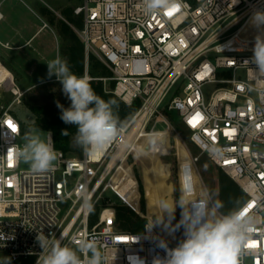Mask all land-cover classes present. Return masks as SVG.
I'll return each instance as SVG.
<instances>
[{"label": "built area", "instance_id": "2783aa9c", "mask_svg": "<svg viewBox=\"0 0 264 264\" xmlns=\"http://www.w3.org/2000/svg\"><path fill=\"white\" fill-rule=\"evenodd\" d=\"M170 10L146 14L144 0H82L72 9L82 22L76 33L86 66L95 55L111 72L96 79L104 86L113 81L109 91L126 105L138 102L102 153L66 156L47 132L57 155L53 167L45 173L20 170L15 157L16 146L23 144L20 122L9 108L0 114V236L5 237L0 250L11 260L34 257L36 264L40 231L57 238L63 233V243L73 248L95 236L106 264H152L165 256L158 238L176 247V234L149 232L148 224L140 232L119 229L114 202L104 195L111 187L119 196L112 181L139 140L154 131H146L149 122H168L169 111L176 110L174 120L190 131L200 152L246 193L237 208L252 204L247 215L254 230L241 247L239 264H264V98L250 67L242 64L253 55L258 34L250 17L264 10V0H181L168 15ZM189 158L193 167L198 155ZM63 200L71 203L60 216Z\"/></svg>", "mask_w": 264, "mask_h": 264}, {"label": "clouds", "instance_id": "9594fccd", "mask_svg": "<svg viewBox=\"0 0 264 264\" xmlns=\"http://www.w3.org/2000/svg\"><path fill=\"white\" fill-rule=\"evenodd\" d=\"M181 6V0H144L146 14L167 11ZM249 23L258 30L255 36L253 55L243 61L254 74L256 90L264 98V10L255 11ZM47 77L53 76L61 83L63 94L70 100L65 108L58 101L60 119L77 128L74 142L89 157L102 153L119 136L123 125L114 113L115 99L105 101L97 96L87 76L78 77L71 72L66 60L56 57L47 63ZM42 132L30 127L23 135V145L15 148L17 161L27 163L32 171L45 173L53 167L57 155L53 147L42 138ZM67 136L68 131L63 130ZM221 201L211 207L206 200L186 201L182 197L175 205L161 202L162 215L152 221L147 231L163 224L170 233L184 228V239L174 248L168 246L165 239L158 238L157 247L163 249L164 257H155L152 264H239L238 256L248 234L254 230V219L247 215L248 205L233 209L227 214L221 213ZM182 209L181 219L172 226L176 208ZM247 209V211H245ZM165 214L168 220L165 222ZM14 238V237H12ZM0 239L5 237L0 236ZM36 241L42 249L36 264H106L107 257L99 247L95 236L73 248L64 244V234L57 238L37 232ZM83 256V259H82ZM0 264H11L10 257L0 259ZM142 264V262H141Z\"/></svg>", "mask_w": 264, "mask_h": 264}, {"label": "rangeland", "instance_id": "374dc122", "mask_svg": "<svg viewBox=\"0 0 264 264\" xmlns=\"http://www.w3.org/2000/svg\"><path fill=\"white\" fill-rule=\"evenodd\" d=\"M32 1L42 10H51L52 17L58 25H61L62 22L66 23L77 35L76 29L81 27L79 26L80 16L74 14L72 9L75 5L80 4L82 0ZM67 42L71 43V41L62 37L59 54L61 59L69 63L68 57L64 53ZM90 68L91 62L88 60L87 66L84 63L83 72L75 75L82 77L86 72L88 76L92 77L89 73ZM98 77L107 76H95L94 78ZM10 80L11 73L0 63V114L6 108H9V112L24 124V133L30 127H35L33 123L37 119L35 112L37 110L34 111L31 108L46 106L51 112H59L57 101L65 108L70 106V100L63 94L62 85L55 76L44 83L21 84L13 75L12 83H10ZM109 82L106 81V86L109 85ZM170 95L171 93L167 95L165 102L168 101ZM39 115L42 116L43 114L39 113ZM169 116L175 119L178 112L176 110L169 111ZM38 129L43 131L42 138L47 142L48 131L44 128ZM149 130L154 131L151 135L147 137L144 135L139 140V146H134L135 150L129 155L131 160H126L123 165L124 173L122 174L123 171L119 170L112 181L111 185L125 202L111 187L106 188L105 198H110L113 202L124 203L131 207L144 220L145 224L149 225L162 215L161 202L163 201L175 205L183 197L186 201L206 200L209 207H211L214 204V196H216L218 190V176L231 177L225 171L218 169L205 153L200 152L191 140L190 131L177 120L166 122L154 118L146 128V131ZM24 133L20 136V141L23 143ZM75 135L71 138L69 149L65 153L66 156L79 157L83 152V149L74 142ZM194 155H198V161L196 164L192 163L193 170L192 165L189 163V157ZM129 166L135 179L138 175L141 182L142 189L139 190L137 186V196L134 195L135 188L130 178ZM29 168L30 166L27 163L19 161L20 170ZM121 174L122 177H120ZM70 203V200L59 202L60 216L67 211ZM181 212L182 209L177 207L175 217L171 222L172 226L176 225L181 219ZM96 216L97 211H94L91 222L95 221ZM164 219L167 222V214H165ZM154 228L167 237L176 234L177 243L184 239V228L182 226L171 233L164 228L163 224L154 226ZM3 257H9V255L6 251L0 250V259ZM33 261L34 257H29L16 261L11 260V264H32Z\"/></svg>", "mask_w": 264, "mask_h": 264}, {"label": "trees", "instance_id": "16d2710c", "mask_svg": "<svg viewBox=\"0 0 264 264\" xmlns=\"http://www.w3.org/2000/svg\"><path fill=\"white\" fill-rule=\"evenodd\" d=\"M79 24V26H81V19ZM60 33L62 37L71 41V43L67 42V45L65 47L66 49L64 52L65 55L68 57V66L71 72H73L74 74L82 73L84 66V54L82 45L77 39V35L64 22L61 23ZM88 59L91 62V68L89 70V73L92 77L111 75V72L95 55L90 54ZM90 84L97 96L101 97L105 101H108L110 99H115L117 101V106L114 107V113L118 116L119 122H124L131 117L134 109L138 105V102L136 101L131 106L126 105L115 94L110 92L109 90L114 84L113 81H110L108 86H104L101 80L93 78L90 79ZM31 110H37L35 111L37 114V119L34 121L33 126L38 128H44L48 132H51L54 147L56 149L62 150L65 154L69 149L72 136L75 135L77 132L76 126L65 124L60 119L61 111L51 112L50 109H48L46 106H36L31 108ZM39 113H42L43 115L40 116ZM170 120L174 121V118L171 116ZM20 125L21 134H23L25 127L22 122H20ZM63 130L68 131L67 136L62 135ZM130 160V156H128L127 161ZM129 168L130 178L135 188L134 195L137 196V186L139 187V190L142 189L141 182L138 175L136 174L135 175L137 179H135L130 166ZM245 198L246 193L234 179L218 176V190L216 196H214V203L216 201H221L223 203L224 206L219 209L221 213L227 214L229 211L236 209L245 200ZM114 207L116 213V223L119 229L131 232H140L144 229V220L131 207L120 202H114ZM94 211L98 212V207H96Z\"/></svg>", "mask_w": 264, "mask_h": 264}, {"label": "crops", "instance_id": "0c3cea01", "mask_svg": "<svg viewBox=\"0 0 264 264\" xmlns=\"http://www.w3.org/2000/svg\"><path fill=\"white\" fill-rule=\"evenodd\" d=\"M60 29L51 10L32 0H0V63L11 73L10 83L12 75L21 84L49 81L46 63L60 57Z\"/></svg>", "mask_w": 264, "mask_h": 264}, {"label": "bare ground", "instance_id": "6f19581e", "mask_svg": "<svg viewBox=\"0 0 264 264\" xmlns=\"http://www.w3.org/2000/svg\"><path fill=\"white\" fill-rule=\"evenodd\" d=\"M136 126H137V124H135V126L133 127V130L135 129ZM121 150H122V148H119V149H118V151L116 152V154L113 156V158H112L110 164H112V163L114 162L115 158H116L118 155H120ZM149 226H150V225L148 224V227H149ZM151 230H156V229L153 227Z\"/></svg>", "mask_w": 264, "mask_h": 264}, {"label": "snow or ice", "instance_id": "6c2138e0", "mask_svg": "<svg viewBox=\"0 0 264 264\" xmlns=\"http://www.w3.org/2000/svg\"><path fill=\"white\" fill-rule=\"evenodd\" d=\"M177 9H178V8H173L172 10H170V11L168 12V15H171V14H172V11L177 10ZM190 123H191V121H190ZM13 130H15V129H13ZM248 207L251 208V207H252V204H249ZM245 211H247V209H246Z\"/></svg>", "mask_w": 264, "mask_h": 264}, {"label": "water", "instance_id": "95a60500", "mask_svg": "<svg viewBox=\"0 0 264 264\" xmlns=\"http://www.w3.org/2000/svg\"><path fill=\"white\" fill-rule=\"evenodd\" d=\"M23 145V144H22Z\"/></svg>", "mask_w": 264, "mask_h": 264}]
</instances>
